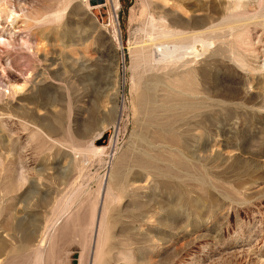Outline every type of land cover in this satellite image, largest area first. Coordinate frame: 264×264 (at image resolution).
Wrapping results in <instances>:
<instances>
[{
	"label": "rangeland",
	"instance_id": "obj_1",
	"mask_svg": "<svg viewBox=\"0 0 264 264\" xmlns=\"http://www.w3.org/2000/svg\"><path fill=\"white\" fill-rule=\"evenodd\" d=\"M224 1L0 0V264H264V26L146 66Z\"/></svg>",
	"mask_w": 264,
	"mask_h": 264
},
{
	"label": "bare ground",
	"instance_id": "obj_2",
	"mask_svg": "<svg viewBox=\"0 0 264 264\" xmlns=\"http://www.w3.org/2000/svg\"><path fill=\"white\" fill-rule=\"evenodd\" d=\"M253 1L260 2L261 0H225L223 4H224V6L226 4L227 7L224 10V15L222 17L218 18L217 20H214V21L210 20L211 22L210 21L208 22L209 19L206 18V21L203 22L202 25L199 27L200 29H202V31H203V32L201 31L202 33H199V32H197V33L192 32L191 33L190 31H193V30H189L190 24L186 21V19L182 18V16H180L179 14H176V13L175 14L172 13L173 17L170 18L171 20L168 21V23L165 21L166 18L165 19L158 18L157 19L158 22L155 21L153 18H151V27L153 28V26L155 24L154 22H157L156 24L159 26V29L157 31H159V32L157 33V35L155 37H153L152 34L147 36L146 41L148 43V47L147 48L145 47V48L148 50V53H149L148 59H146V60H148L149 63L145 62V63H147V65L146 64L145 65L149 66L148 64L152 63L153 64L152 67L158 68L159 70L163 69L161 72H163V71H165V69L169 68V70H167V71H169L171 73V76H173L172 73L174 71L181 69V68L183 69L188 64H190V60H188V57H191L192 60H194V59L202 56L203 54L209 52V50L211 48H212V51H210V52H215L219 47L227 48L226 49V52H227L226 54H228L227 58H230L231 60H233L235 62H239V63L241 62L240 64H243V61H241V59H238V57L237 58L234 57L236 54H234L235 51H234V53L232 51V47H233L232 44L233 43L231 42V40H227V38H233V36L235 37L236 36L235 34H237L235 30L239 29L240 27H244V26L246 27V25L248 24L246 22H249L250 20L255 21V22L253 21V24L255 26L256 25H263L264 26V15L253 16V17L246 18V19H240V18H237L236 15H234L232 13L239 8L249 7ZM206 7H208V6H206ZM208 8H210L208 14H210V12L216 13L215 8L212 7L214 10H212L211 7H208ZM203 10L204 9L202 7L200 9L199 8L196 9L195 12H197V11L200 12ZM180 11H182V10L180 9ZM204 11H208V9L205 8ZM158 17H160V16H158ZM256 20H259V21L256 22ZM199 24H200V22L196 19H193L191 21V25H193L192 28H194L195 30H196L195 27L199 26ZM250 24H252V23H250ZM262 28L264 29V27H262ZM220 33L222 35L218 36V34H220ZM146 34H149V32ZM144 43H146L145 40H144ZM217 43H220V44H217ZM216 45H218V46H216ZM224 56H226V55L224 54ZM143 58H145V57H143ZM260 62H261V65L257 66L258 67L257 69L259 72L264 73V61L261 60ZM245 63H247V62H245ZM249 65H252V64H249ZM246 66L248 67V65H246ZM246 66H244V68ZM245 70H246V68H245ZM255 70H256V68H255ZM247 71H249V67H248ZM252 71L253 70H251L250 74H252ZM250 74H249V76H250ZM169 76H170V74L168 75V77ZM251 79H254V78L252 76H250V80ZM182 80H183V78H182ZM251 81H253V80H251ZM179 82H181V81H179ZM168 91H170V89H168ZM180 92H182V91H180ZM260 93H261V97H262L261 100L264 102V88L261 90ZM152 100L153 99H151V101ZM263 105L264 104L261 103L258 106H255V105H252V106L259 108L258 110H260V109L264 108ZM167 106H169V105L167 104ZM174 107H176V106H174ZM157 108H158V106H157ZM168 108L169 107H167V109ZM172 109H171V111H172ZM248 169H250V168H248ZM251 169H252V167H251Z\"/></svg>",
	"mask_w": 264,
	"mask_h": 264
}]
</instances>
